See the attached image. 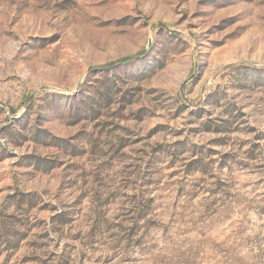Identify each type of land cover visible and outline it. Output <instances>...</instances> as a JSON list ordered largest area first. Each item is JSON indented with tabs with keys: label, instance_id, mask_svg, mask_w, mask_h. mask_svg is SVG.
<instances>
[{
	"label": "rangeland",
	"instance_id": "1",
	"mask_svg": "<svg viewBox=\"0 0 264 264\" xmlns=\"http://www.w3.org/2000/svg\"><path fill=\"white\" fill-rule=\"evenodd\" d=\"M0 264H264V0H0Z\"/></svg>",
	"mask_w": 264,
	"mask_h": 264
},
{
	"label": "trees",
	"instance_id": "2",
	"mask_svg": "<svg viewBox=\"0 0 264 264\" xmlns=\"http://www.w3.org/2000/svg\"><path fill=\"white\" fill-rule=\"evenodd\" d=\"M134 57L136 56H126V57H122L121 59H118L117 61H113V62H109L103 65H99L98 67L95 68H100V69H106L108 67H111L113 65L119 64V63H124V62H128L130 60H132Z\"/></svg>",
	"mask_w": 264,
	"mask_h": 264
}]
</instances>
